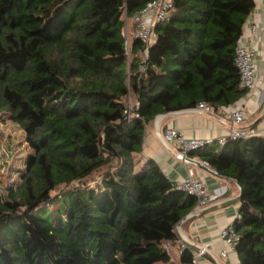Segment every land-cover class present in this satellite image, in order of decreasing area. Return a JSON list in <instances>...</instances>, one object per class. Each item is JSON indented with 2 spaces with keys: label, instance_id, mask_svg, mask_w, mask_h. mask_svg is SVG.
I'll use <instances>...</instances> for the list:
<instances>
[{
  "label": "trees",
  "instance_id": "1",
  "mask_svg": "<svg viewBox=\"0 0 264 264\" xmlns=\"http://www.w3.org/2000/svg\"><path fill=\"white\" fill-rule=\"evenodd\" d=\"M147 1L0 0V115L33 147L0 193V264H174L164 243L197 199L153 160L135 170L133 153L156 116L199 101L217 112L248 93L235 49L256 2L172 0L143 56L122 15ZM188 155L238 182L234 249L239 264H264V136Z\"/></svg>",
  "mask_w": 264,
  "mask_h": 264
},
{
  "label": "crops",
  "instance_id": "2",
  "mask_svg": "<svg viewBox=\"0 0 264 264\" xmlns=\"http://www.w3.org/2000/svg\"><path fill=\"white\" fill-rule=\"evenodd\" d=\"M254 1L256 8L247 18L239 43L245 47L251 46L253 39L250 38L249 27L256 24L261 37V40L255 44L258 91L248 90L246 95L230 107L224 108L221 115L215 112L211 116L188 108L160 114L145 125L141 152L133 153L135 170L142 168L146 161L153 160L161 172L174 183L180 182L191 172L195 176L199 175L204 180L207 189L219 197L215 204L202 210L198 216L187 218L181 223L179 231L176 230L180 236L193 245L206 246L207 252L197 257L196 264L239 263L236 250L228 249L225 246L220 230L227 224H233L234 219L238 217L240 186L235 179L216 171L215 167L219 168L224 163L216 162L214 165L208 164V166L203 165L202 167L199 164L194 165L178 159L174 146L168 145L162 140L163 133L167 128H175L187 138L197 137L208 139L210 142L221 137L226 138L232 131L229 121L230 111L242 108L245 113V126L254 127L259 135L264 136V0ZM191 158L201 161L197 156ZM170 249L172 251H168H170L174 264H178L181 252L179 245L175 242ZM222 250L227 251L226 258L220 257Z\"/></svg>",
  "mask_w": 264,
  "mask_h": 264
},
{
  "label": "built area",
  "instance_id": "3",
  "mask_svg": "<svg viewBox=\"0 0 264 264\" xmlns=\"http://www.w3.org/2000/svg\"><path fill=\"white\" fill-rule=\"evenodd\" d=\"M173 5L172 0H148L144 6L137 12H135L131 17H127L125 12H123L124 25L128 26L129 24H137V28L134 31L133 38H137L142 41L144 44V48L141 50V54L145 56L147 54L148 46L154 42L156 33L155 26L160 21H165L171 15ZM122 15V16H123ZM126 34V33H125ZM250 38L253 39L251 46H244L239 43L235 49V63L238 69V73H240V82L239 86L243 90L249 91H258L257 90V82H258V71H257V63H256V55H255V44L261 40V37L258 33V26L256 24H252L249 27ZM128 38V34L125 35ZM126 49L130 48V42L126 40L125 42ZM129 110L131 109L128 107ZM192 110L200 111L201 113L211 115L215 113V110L212 109L206 102L199 101L196 103L195 108ZM224 109L217 111L219 115L222 114ZM136 116H138L136 114ZM245 113L242 108H236L230 111L229 121L232 126V131L230 136L232 137H248L249 135L258 134L257 129L252 126H245ZM228 121V122H229ZM162 138V137H161ZM162 140L168 144L174 146L176 152L178 154L187 155L191 151L200 148L210 141L208 139L202 138H187L183 135L182 132L175 128H167L164 130ZM222 142L224 137L219 138ZM202 165L208 166V163L205 161H200ZM177 188H181L182 190L187 191L194 197H196V203L194 207L190 210V212L194 216H198L202 210L209 208L212 204L218 200V197L214 195L213 192H210L204 180L199 176H195L193 174L188 173L185 178L181 179L180 182L177 183ZM239 216V214L237 215ZM221 239L224 242L225 246L228 249H233L235 244L239 238L237 231L234 230L232 224L225 225L221 230ZM179 234V233H178ZM175 242L179 245V249L181 250L184 247L194 246V249H191L193 252V261L186 264H196L197 257L200 254L207 252L205 245H199L190 243L183 236L179 235V238L175 240ZM196 250V251H195ZM228 253L226 250L220 251V257L226 258ZM239 264V263H237Z\"/></svg>",
  "mask_w": 264,
  "mask_h": 264
},
{
  "label": "rangeland",
  "instance_id": "4",
  "mask_svg": "<svg viewBox=\"0 0 264 264\" xmlns=\"http://www.w3.org/2000/svg\"><path fill=\"white\" fill-rule=\"evenodd\" d=\"M122 18H125L124 15ZM129 50L130 48L126 49L127 54ZM66 58L68 59L67 55ZM134 102L135 98L131 93L124 99V104L130 108L134 105ZM30 151H33V147L27 142L25 132L10 120L7 114L0 115V193L10 184L14 186L18 185V171L24 167L22 165L23 157ZM96 178L97 176L95 175L89 179L91 180V185L94 183L93 179ZM214 195L217 197L216 193ZM176 228L179 231L180 226L179 228L176 226ZM164 245L166 248H169L168 250H171L168 242L164 243Z\"/></svg>",
  "mask_w": 264,
  "mask_h": 264
},
{
  "label": "water",
  "instance_id": "5",
  "mask_svg": "<svg viewBox=\"0 0 264 264\" xmlns=\"http://www.w3.org/2000/svg\"><path fill=\"white\" fill-rule=\"evenodd\" d=\"M156 118V117H155ZM154 118V119H155ZM161 138V137H160ZM182 159L185 162H189L191 164L197 165L199 164L200 166L203 167V165L201 164V162H199V160H194L193 158H191L188 154L187 155H182V154H178V159ZM194 215L189 211L188 213L185 214V216L183 218L180 219L179 223L177 224V227L179 228V226L181 225V223L183 221H185L187 218L189 217H193Z\"/></svg>",
  "mask_w": 264,
  "mask_h": 264
}]
</instances>
